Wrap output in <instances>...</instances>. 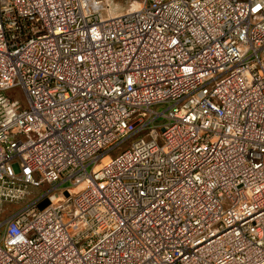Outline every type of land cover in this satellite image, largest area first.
Masks as SVG:
<instances>
[{
  "label": "built area",
  "instance_id": "built-area-1",
  "mask_svg": "<svg viewBox=\"0 0 264 264\" xmlns=\"http://www.w3.org/2000/svg\"><path fill=\"white\" fill-rule=\"evenodd\" d=\"M132 1L0 0V264H264V0Z\"/></svg>",
  "mask_w": 264,
  "mask_h": 264
},
{
  "label": "rangeland",
  "instance_id": "rangeland-1",
  "mask_svg": "<svg viewBox=\"0 0 264 264\" xmlns=\"http://www.w3.org/2000/svg\"><path fill=\"white\" fill-rule=\"evenodd\" d=\"M132 0H110V12L106 9L103 11L102 15L103 17H108L107 15H110L112 17L121 15L125 11H127L130 7V2ZM5 96L12 100L18 101V103L21 105L23 109L26 108V100L23 92L20 88H12L7 90L5 93ZM157 111H161V106L154 107ZM134 139H130L131 142ZM129 143H126L122 146V149L128 148ZM47 189L46 185H43L38 188H29L28 194L21 198V199H13V200H0V222L7 219L12 213L16 212L18 209L24 207L26 204L31 202L34 197L38 196L39 194L43 193Z\"/></svg>",
  "mask_w": 264,
  "mask_h": 264
},
{
  "label": "bare ground",
  "instance_id": "bare-ground-1",
  "mask_svg": "<svg viewBox=\"0 0 264 264\" xmlns=\"http://www.w3.org/2000/svg\"><path fill=\"white\" fill-rule=\"evenodd\" d=\"M109 4H110V2H109ZM138 6H139V4H138V2L137 1H131V3H130V7H129V9L127 10V11H129L130 9H136V8H138ZM109 12H110V10H109ZM126 12V11H125ZM124 12V13H125ZM108 16V15H107ZM110 16V15H109ZM112 17V16H111ZM108 159V156H105L104 158H102V162H105L106 160ZM100 166H101V163L100 162H97L96 164H95V166H94V171L95 170H97V169H99L100 168ZM76 190H73V192H75ZM60 196V195H59ZM53 197H58V196H53Z\"/></svg>",
  "mask_w": 264,
  "mask_h": 264
},
{
  "label": "water",
  "instance_id": "water-1",
  "mask_svg": "<svg viewBox=\"0 0 264 264\" xmlns=\"http://www.w3.org/2000/svg\"><path fill=\"white\" fill-rule=\"evenodd\" d=\"M47 203H48V201H45L44 203H42V204L40 205V208L44 207Z\"/></svg>",
  "mask_w": 264,
  "mask_h": 264
}]
</instances>
